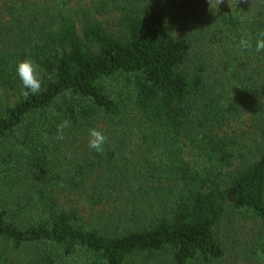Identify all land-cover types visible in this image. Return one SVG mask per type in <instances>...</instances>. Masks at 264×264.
I'll return each instance as SVG.
<instances>
[{
  "label": "trees",
  "instance_id": "1",
  "mask_svg": "<svg viewBox=\"0 0 264 264\" xmlns=\"http://www.w3.org/2000/svg\"><path fill=\"white\" fill-rule=\"evenodd\" d=\"M260 31L264 0H0V264L215 262L243 219L239 255L264 264Z\"/></svg>",
  "mask_w": 264,
  "mask_h": 264
},
{
  "label": "rangeland",
  "instance_id": "2",
  "mask_svg": "<svg viewBox=\"0 0 264 264\" xmlns=\"http://www.w3.org/2000/svg\"><path fill=\"white\" fill-rule=\"evenodd\" d=\"M157 1L158 0H145V4L147 5V7H152L154 4L157 5ZM106 19L109 21L107 22L109 25L114 26L115 28H121L118 26V22H117V25L114 23L113 14H108L106 16ZM15 99H16V96L14 92H9V91L0 89V110L2 109L1 107L3 105L12 103L14 102ZM131 118H132L131 120L132 122L130 121V125L132 126V128L134 130L139 128L141 124L139 115L137 113H133ZM122 136L123 135H120V137ZM83 147L84 148L80 149V151L86 149L85 146ZM190 158L192 157L190 156ZM95 178H96L95 170L92 168L89 169L86 172V176H85V181L87 185L91 184ZM252 222L253 221L251 220L243 219L242 221H239L237 227H235L233 224H227L224 227V229L222 230L223 235L221 234V238L224 241V245L226 246V249H225V256L221 260L215 261V262H209V263L199 261L193 264H250L249 262L246 261L245 258L239 255L240 253L244 254V252L242 251V248L239 247L238 244L235 245V241L233 240L237 239L238 236H243L246 239H249L250 237H252V232L255 227V225ZM234 229H236V233L233 232ZM230 232L233 233V236H231ZM141 260H143L142 257L138 258L137 260L138 264H142L141 262H139Z\"/></svg>",
  "mask_w": 264,
  "mask_h": 264
},
{
  "label": "clouds",
  "instance_id": "3",
  "mask_svg": "<svg viewBox=\"0 0 264 264\" xmlns=\"http://www.w3.org/2000/svg\"><path fill=\"white\" fill-rule=\"evenodd\" d=\"M222 0H216V7L221 4ZM212 4V0H209V5ZM239 47L242 50H252L253 44L250 38H241L239 42ZM256 52H264V31H260L258 33V37L255 42V49ZM16 72L17 75L22 82L23 89H22V96L27 98L29 94L35 95L41 90V78L37 71V66L34 62L28 58L21 61H18L16 64ZM26 89V91L24 90ZM55 114V113H53ZM68 126V121H63L61 124L57 125L58 129V139H63V129ZM107 142V137L105 134L98 130L97 128H91L89 130V141L88 146L90 149H94L96 152L101 153L104 151V145ZM258 255L261 256V259H264V253H259Z\"/></svg>",
  "mask_w": 264,
  "mask_h": 264
}]
</instances>
